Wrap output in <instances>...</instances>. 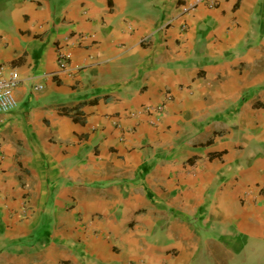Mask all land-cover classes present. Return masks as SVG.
I'll return each instance as SVG.
<instances>
[{"label": "crops", "instance_id": "crops-1", "mask_svg": "<svg viewBox=\"0 0 264 264\" xmlns=\"http://www.w3.org/2000/svg\"><path fill=\"white\" fill-rule=\"evenodd\" d=\"M194 1L0 0V264H264V0Z\"/></svg>", "mask_w": 264, "mask_h": 264}, {"label": "built area", "instance_id": "built-area-1", "mask_svg": "<svg viewBox=\"0 0 264 264\" xmlns=\"http://www.w3.org/2000/svg\"><path fill=\"white\" fill-rule=\"evenodd\" d=\"M199 4H206L208 7H213L216 0H195L193 4L186 5L180 8V15L183 16L192 11ZM184 28V26H183ZM71 55L69 51L63 47H59L56 51V62L60 71L64 70ZM18 85V76L15 71L5 72L4 67L0 64V113H8L16 108L17 101L14 95V90ZM40 89V87H37ZM152 111L150 107H145L138 114H150Z\"/></svg>", "mask_w": 264, "mask_h": 264}]
</instances>
